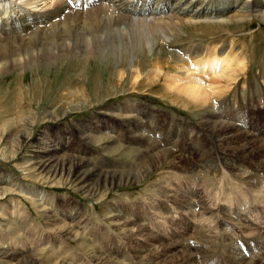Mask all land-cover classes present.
<instances>
[{"label": "bare ground", "instance_id": "obj_1", "mask_svg": "<svg viewBox=\"0 0 264 264\" xmlns=\"http://www.w3.org/2000/svg\"><path fill=\"white\" fill-rule=\"evenodd\" d=\"M255 19L264 20V0H0V74L17 69L22 71L27 68L33 69L34 67L56 64L66 58L88 60L97 56L102 58L115 56V59L119 61L127 59V62L129 60L132 64L130 65L133 68L130 87H133L134 91L142 85L154 88V85L161 83V87L164 89L161 92L163 94L160 93L162 90L158 89L154 93H160L166 97L174 94L175 98L186 101L187 105L205 107L212 100L230 94L235 99L246 96L245 92L240 96V92L238 93L233 88H238L234 85L238 83L239 75L248 68L247 55L242 51L244 49L241 50L237 47L238 42H235V38L234 40L231 38V43L220 46L221 48H219L217 41L212 44L210 42L208 46L196 45L194 47L187 46V48H178L176 45L174 46L173 41L188 26L197 27L203 23L212 26H216L215 24L230 25L234 22L246 23L248 20L254 21ZM224 30L226 29L224 28ZM218 41L221 42L222 40ZM163 44L168 45L166 55L162 51L164 49V47L162 49ZM173 49L177 52L174 53ZM141 53L148 56L146 59L150 60V64L146 66L149 67L147 71L142 69L141 63L134 61L140 58L139 54L141 55ZM124 66L126 67V65ZM121 71L120 82L125 74L124 71ZM76 95L87 96L81 87L70 88L66 94L67 97H75ZM217 104H214V109L217 108ZM81 105L74 106L73 109H79ZM82 106L85 108L90 104ZM151 108L137 102H127L119 104L117 107L108 108V110L114 111L111 114L120 118L121 122L118 125L120 129L114 124L115 121L110 123V121L99 119L86 123H74L72 126L63 125L54 134L44 128L36 138L28 143L27 152L31 151L32 155L26 159L23 157V170L26 171L25 167L27 166H34L40 174L46 176V180L51 178L61 180L67 175L69 181L84 191L85 194L94 195L99 190L107 189L110 186L139 184L149 176L151 169L169 164L179 172L177 173L179 179H176V174L173 172L172 174L165 173L150 190L156 195H162L164 200H172L175 203L176 211L167 209V212H159L160 214H157L159 218L168 222L170 220L167 218L170 219L175 214L177 216L183 214L184 217L181 220L190 221L192 218L190 216L194 212L193 209L200 210L202 213H215V215L221 213L227 219L232 217L229 215L230 209L225 205L220 207L207 205L206 202H203L204 200L196 199L194 187L186 188V185L189 187L192 185L190 184V175L207 173V170L215 165L217 158L210 155L208 158L203 152L204 156L191 159L190 155H192L193 149L190 150L189 148L192 145L187 148L188 152H185L184 146L182 147L183 151L178 148L183 134L190 131L191 128L194 130L195 127L186 124L187 128L183 129L182 122L176 121L168 122L167 126H159L157 125L158 114ZM213 108L209 110L210 112H205L202 126L206 132L208 130L211 132L212 139L216 142L217 147L221 148L224 162L228 161V158L236 162L235 165L229 163L232 173L240 170L239 167L242 164L245 165L246 169L252 170L244 171L245 180L247 182L253 181L254 177L257 176L255 180L258 178L260 184L259 179L262 177L255 172H264V138L260 137L258 132L243 126L244 120L240 117V113L236 115L227 112L219 113ZM174 126L176 129H173ZM69 130L75 132L77 136L81 135V137L86 131L90 134L96 132L92 137L90 134L87 136L86 133L85 136L91 138L88 142L93 140L97 144L126 140L131 146L139 150V157L136 153L135 161L141 164L142 168L120 172L117 167H113L110 161H105L106 159L101 160L103 166L99 163V157L66 153V151H72L73 146L71 144L77 139L73 133L68 135L71 132ZM124 133L125 136H123ZM195 136L191 132L187 133L183 144H191L192 142L189 143V140H193ZM87 137L85 138L88 139ZM12 138L10 137V139ZM10 139L4 143L10 142ZM86 139L84 140L86 141ZM108 147L106 146V148ZM75 151L86 154L83 150L81 152V150L76 149L74 153ZM29 158L33 160L29 162ZM238 162H240L239 165ZM25 173L27 174V171ZM173 180L175 186L172 185ZM0 184H7L25 195L30 194L38 197L36 202L41 200L39 203L41 205H51L53 209L47 216L51 225H56L53 230L60 231L59 233H62L66 239H71L72 236L77 239L80 234L84 236L87 233L80 221H77L79 214L74 210L75 208L64 209L54 205L56 200L54 193H46L44 189L28 187L24 182L10 174L0 173ZM0 188H2L0 192L11 190L10 187L5 186ZM190 195L192 196L190 197ZM109 205L104 206L103 214L111 219L116 231L123 235L128 234L129 238L132 235L136 261L138 259L141 264L142 262L154 264L159 258L164 261L167 260L166 257H174L180 252H184L185 256L188 254L187 260L196 258L195 254L197 253H191L196 241L194 242L190 236H183L169 242L164 232L160 231L161 225L158 224L161 221L153 222L156 212L140 217L139 214L132 213V211L128 212L126 209L117 208L115 202L114 205L113 203ZM242 206L240 204L235 207L234 211L238 214V218L245 216L242 213ZM7 208L5 205L0 206V211L6 216L11 211L10 208ZM12 213H18V216L9 215L10 219L8 218L7 221H9L8 223L12 222L10 225L20 224L25 221L24 217L29 219L26 212L20 208H15ZM244 227L245 238H250L251 234L248 232L250 234L248 235L247 231L252 229L254 233L256 232L252 235H256V238L260 240L264 239V224L249 223L248 225L245 224ZM55 234L57 235V233ZM89 235L86 239L83 238L86 244L83 242L82 244L86 248L94 245L91 249L93 254H88L95 264H129L130 261L126 262L128 260L125 259L126 257L113 256V246L110 248L108 244L103 242L105 246L107 245L105 251L108 253L106 254L95 245L96 234L92 232ZM21 237L26 238L22 234ZM23 242H27V240L24 239ZM237 242L233 238L227 239L226 242L227 245L228 243L232 245L230 257L233 258L234 264L245 262L247 258V255L240 250V243L238 245ZM27 246L26 243L15 246L6 244V241L0 242V256L2 258L0 264H84L80 258L75 259L74 256L69 257L70 255L57 258L59 252L56 257L54 253L57 254V252L54 250V246L48 249L52 253H45L43 257H26L24 248ZM86 248L84 247V249ZM53 251L55 252L53 253ZM52 254L54 258L51 257ZM131 263L134 262L131 261Z\"/></svg>", "mask_w": 264, "mask_h": 264}, {"label": "rangeland", "instance_id": "obj_2", "mask_svg": "<svg viewBox=\"0 0 264 264\" xmlns=\"http://www.w3.org/2000/svg\"><path fill=\"white\" fill-rule=\"evenodd\" d=\"M246 23L234 22L230 25L215 24L216 26L203 23L200 25L202 28L199 25L197 27L188 26L179 33L180 36L178 34L176 40L173 41V44L175 43L174 46L176 45L178 48H187V46L194 47L196 45L208 46L210 42L212 44L217 41L219 48H221L222 46L229 45L235 38V42H238L237 47L241 50L244 49L242 51L247 55L248 68L244 73L239 75L238 83L234 85L239 89L236 87L233 88V90L236 89L235 91L238 93L240 92L239 95L245 92L246 96L242 97L240 95L241 97L235 99L231 97L230 94L212 100L208 105H205V107H199L193 104L187 105L186 101L175 98L176 96L174 94H171L170 97L161 95L163 94L161 92L164 90L163 87H161V83L160 85H154V88L144 87V85H142L144 88L139 86L137 90L134 91V88L130 87L133 70L130 65L132 64L129 60L127 62V59H121V63L119 60L115 59V56H109V58L97 56L88 59L90 61L86 59L77 60L74 58V60L66 58L67 60H60L56 64L44 65L45 67H34V70L32 68H27L22 71L17 69L4 73L2 72V74H0V173L13 175L24 182L28 187L44 189L46 193H54L56 196L54 205L64 209L75 208L74 210L79 214L77 221H80V224L83 225L87 233H85L84 236L80 234L77 239L73 236L71 239H66L62 233H59L60 231L53 230L56 225H51V221L47 216L53 209L51 205H41L39 204L41 200L38 201V203L36 202L38 197L30 194L25 195L16 188L14 190L13 187L7 184H0V187L5 186L11 189L7 192H0V206L5 205L6 208L8 207L11 210H8L10 214L7 212V216L0 211V242L6 241V244L9 243L15 246L25 245V243L28 244L24 249L26 251V257L30 258L43 257L45 253H52V251H48V249L54 246L53 248H55L54 250L57 252L56 254L54 253L55 251H53L54 255H58V252L60 255H58V257L56 256L57 258L61 256L68 257L70 255L69 257L74 256L73 258L76 257L75 259L80 258L84 261V264H95L90 259V255L93 254L91 249L94 245L86 248V246L82 244V242L86 244L84 240L93 232L96 234L95 245L106 254L108 253L105 251L107 245L105 246L103 242L108 244L110 248L113 246V256H118L120 258L126 257L125 259H128L126 262L130 261L129 264L131 261L134 262L131 264H141L140 260L137 259L136 261L134 257V251L136 250H134L133 247L132 235H130L131 237L129 238L128 234H124V236L116 231L111 219L103 214L104 206L107 207L109 204L112 205V203L114 205L115 202L117 208L126 209L128 212L132 211V213L139 214L140 217L156 212L153 222L161 221L158 224L161 225L160 231L164 232L169 242L183 236H190L194 239V242L196 241L193 244V246H195L194 249L191 250V253H197L195 254V259L187 260L188 254L185 256L184 252H180V254L174 257H166L167 260L164 261L159 258L154 264H232L233 258L230 257L232 245H229V243L227 245L226 243L229 238H233L235 242L238 241V245L240 243L241 246V252L247 255L245 262L235 264H264V239L260 240L256 238V235H252L256 233H254L252 229V232L250 230L247 231V234L251 235L250 238L246 237V239V232H244L245 224H264V172L253 171L262 177L260 178L261 180L259 179L261 182L260 184L258 178L255 180L257 176L254 177V182H247V180H245L244 171L252 170L246 169L243 164L239 167L240 170L238 169L235 173H232L229 163L235 165L234 163L236 162L229 158L228 161L224 162L221 155V148L217 147L216 142L212 139L211 132L209 130L206 132L202 126L203 116L213 108L214 104L218 103L216 105V109L218 110L213 108L214 111L219 113L227 112L234 115L240 113V117L244 120L243 126L251 131L258 132L260 137L264 138V20H248ZM224 28L226 30H224ZM210 35L212 37H214V35L216 36L212 38ZM231 38L232 40H230ZM220 39L223 42L218 41ZM162 49L165 54L168 45L163 44ZM173 51L174 53L177 52L174 49ZM142 55L145 56V54L141 53V55L139 54L140 58L134 61L139 64L141 63L142 69L147 71L149 67L146 66L150 64V60L146 59L148 56L144 57ZM142 59L143 61H140ZM116 60L117 62H115ZM124 65H126V67ZM120 70L125 72L121 82L119 81ZM20 72L21 74H19ZM128 73L130 77H128ZM76 87L84 89L87 96L76 95V98L72 96L67 97V91H69L70 88ZM156 89L162 90L160 91L161 94L154 93ZM127 102H137L142 105H147L149 108L152 107L151 110L158 114L157 119H159V121H157V125L159 126H167L168 122L176 121L182 122L183 129L187 128L186 124H189L190 127H195V132L191 128L190 131L183 134L178 148L182 151L183 148H186L185 152H188L187 148L192 145L189 148L190 150L193 149V151H191L192 155H190L192 157L191 159L199 158L205 154L208 158L210 155L218 159L216 158L215 165H213L210 170H207V173H203L204 175L201 173L190 175L191 182H189L193 186L191 185L189 187L186 185V188L190 189L194 187L193 190L194 193H196V199L200 198L201 201L204 200L203 202H206L207 205L211 204L210 206L219 207L225 205L230 209L229 215L232 217L227 219L221 213H216L215 215V213H202L200 210L193 209L194 212L192 216H190V218L192 217L190 221H182L181 218L184 217L183 214H178V216L175 214L172 218H167V220H170L168 222L159 218L157 215L160 214L159 212H167V209L176 211V208H174L176 207L174 206L175 203L172 200H164L162 195H156V193L150 190L154 183L158 182L159 178L165 173L172 174L173 172V174H176V176L174 175L176 179H179L177 175L179 172L169 164L154 167V169L149 171V176L139 184L110 186L107 189L99 190L97 194L95 193L94 195L85 194L84 191L69 181L67 175L61 180L52 178L46 180V176L40 174L34 166L25 167L27 174L25 173L26 171L23 170L24 158L26 159V157L32 155L31 151L27 152V145L30 140L32 141L36 138L39 132L44 128H47L51 134H54L60 129L59 127L63 125L72 126L74 123H86L88 121H96V119L107 120L108 122L110 121V123L115 121L114 124L118 126L120 125L119 122H121L120 118L117 115L111 114V112L113 113L114 111L108 110V108L117 107L119 104ZM82 103L90 104V106H85V108H83L82 105L84 104ZM79 105H81V108L73 109L74 106ZM69 110L72 111L70 112ZM117 128L120 129V126ZM173 129H176L175 126ZM190 132L196 135L193 137V140H189V143H192L188 145L183 144L185 135ZM72 133L77 139L71 144V146H73L72 151L69 150L66 151V153L90 157L95 156V158L99 157L98 159L101 165H103L101 160L106 159L105 161H110L113 167H117V170L120 172H128L131 169L142 168L141 164L135 161L139 150L131 146L126 140L116 141V143L110 141V143L97 144L93 140L88 142V140L91 139L90 137L95 135L96 132L90 134V132L86 131L85 133L88 134L87 136L90 134V137L85 136L86 134L84 133L82 134L84 136H82L83 138L81 135L77 136L75 132L72 131L68 133V135ZM123 136H125V133ZM10 137L13 138L10 139ZM9 139L11 140L10 142L4 143ZM84 139H86V141ZM14 143L15 146L12 147ZM106 146L109 147L106 148ZM131 148L134 150H129ZM76 149L81 150V152L83 150L86 154H81L76 151L74 153ZM32 160L33 159H30L28 161L31 162ZM239 163L240 162H238V165ZM133 166L134 168H131ZM172 182V185L175 186L174 180ZM183 183L185 184V182ZM1 189L2 188H0V191ZM191 196L192 195H190V197ZM240 204L243 205L241 209H243L242 213L245 215L241 216L242 218H238V214L234 211L235 207ZM14 207L16 209L20 208L22 211L24 210L29 216V219H25L24 217L26 222L23 221L18 225L16 223L12 224L13 226L10 225L12 222L8 223L9 221H7L9 215L17 217L19 213L15 214L17 211L14 214L12 213V210L15 209ZM155 230H157V228H155ZM54 232L57 233V235ZM15 233L16 235H14ZM21 234L22 236H26V238H22ZM24 239L25 241L27 240L28 243L23 242ZM29 244L32 245L30 246ZM47 246L49 247L47 248ZM84 247L86 249H84ZM89 250L90 252H88ZM54 255L52 254L51 257L54 258ZM1 260L2 258L0 256V263ZM142 264L145 263L142 262Z\"/></svg>", "mask_w": 264, "mask_h": 264}]
</instances>
